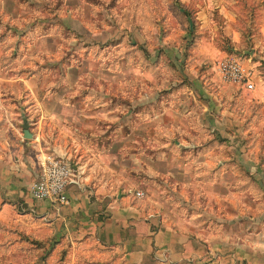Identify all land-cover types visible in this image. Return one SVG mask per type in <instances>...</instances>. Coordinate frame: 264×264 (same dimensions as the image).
Returning a JSON list of instances; mask_svg holds the SVG:
<instances>
[{
	"label": "rangeland",
	"instance_id": "obj_1",
	"mask_svg": "<svg viewBox=\"0 0 264 264\" xmlns=\"http://www.w3.org/2000/svg\"><path fill=\"white\" fill-rule=\"evenodd\" d=\"M226 55L252 73L254 89L222 80L217 63ZM257 94L264 95V0H0V140L8 144L13 133L27 141L8 118L21 113L43 151L61 147L74 158L81 146L105 145L125 160L157 150L206 156L211 167H195L204 182L220 177L223 150V160L250 166L233 175L264 177ZM205 107L212 117L203 123L187 117ZM137 178L140 197L158 201L168 221L196 234L205 226L212 242L223 238V185ZM256 191L264 208V190ZM47 242L20 216L0 217V264H66L60 251L50 263L56 245ZM212 252L220 264L223 250Z\"/></svg>",
	"mask_w": 264,
	"mask_h": 264
},
{
	"label": "crops",
	"instance_id": "obj_2",
	"mask_svg": "<svg viewBox=\"0 0 264 264\" xmlns=\"http://www.w3.org/2000/svg\"><path fill=\"white\" fill-rule=\"evenodd\" d=\"M263 96L257 94L256 101H264ZM203 110L197 119L192 111L187 117L203 123L212 117L206 107ZM178 116L183 118L185 114ZM220 116L223 118L222 111ZM8 118L16 133L21 124L22 133L27 128L32 138L24 141L13 133L12 144L0 140V217L20 216L37 237L56 245L50 263L60 251L66 255V264H212V250L219 249L223 250V258L217 259L220 264H264V208L255 193L260 187L264 190V177L233 175L238 166L250 170L246 161L223 160L220 150L216 163L220 177L202 182L195 175V167L202 162L211 167L206 156L200 161L183 160L157 150L154 158L142 155L125 160L111 146L102 145L81 146L72 158L68 150L52 147L72 165L78 181L66 189L69 203L57 205L34 199L29 190L38 175L37 156L43 151L36 143L37 133L29 125L32 118L23 119L21 113L9 114ZM173 121L178 122L176 118ZM218 133L223 137V127ZM178 143L176 146L181 145ZM140 176L173 177L177 185L188 188L216 181L223 185L219 195L223 199V238L212 242L205 236L209 232L205 226L206 231L196 234V229L168 221L158 201L135 194L140 191Z\"/></svg>",
	"mask_w": 264,
	"mask_h": 264
},
{
	"label": "built area",
	"instance_id": "obj_3",
	"mask_svg": "<svg viewBox=\"0 0 264 264\" xmlns=\"http://www.w3.org/2000/svg\"><path fill=\"white\" fill-rule=\"evenodd\" d=\"M217 71L224 82L235 86L254 89L252 73L233 56L226 55L217 63ZM38 175L30 185L34 199L48 200L57 205H67L66 189L71 183H78L72 165L61 155L51 151L40 152L37 156ZM137 196L143 192L136 191Z\"/></svg>",
	"mask_w": 264,
	"mask_h": 264
},
{
	"label": "water",
	"instance_id": "obj_4",
	"mask_svg": "<svg viewBox=\"0 0 264 264\" xmlns=\"http://www.w3.org/2000/svg\"><path fill=\"white\" fill-rule=\"evenodd\" d=\"M23 137L25 139H31L32 138V134L29 132V130L27 128H25L23 131Z\"/></svg>",
	"mask_w": 264,
	"mask_h": 264
}]
</instances>
